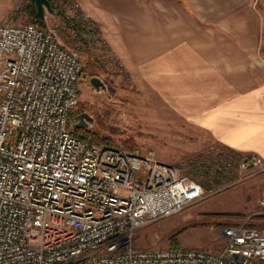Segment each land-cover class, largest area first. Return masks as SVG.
Here are the masks:
<instances>
[{
    "label": "built area",
    "instance_id": "2783aa9c",
    "mask_svg": "<svg viewBox=\"0 0 264 264\" xmlns=\"http://www.w3.org/2000/svg\"><path fill=\"white\" fill-rule=\"evenodd\" d=\"M81 70L54 28L0 22V264H264V229L245 220L218 229L217 250L134 245L204 189L150 150L74 134Z\"/></svg>",
    "mask_w": 264,
    "mask_h": 264
},
{
    "label": "rangeland",
    "instance_id": "374dc122",
    "mask_svg": "<svg viewBox=\"0 0 264 264\" xmlns=\"http://www.w3.org/2000/svg\"><path fill=\"white\" fill-rule=\"evenodd\" d=\"M28 0H0V22L31 20ZM62 11H45V27L54 28L57 40L76 51L82 68L98 64L90 72L81 70L75 109L86 111L87 127L100 143L152 151L166 163L202 182L203 196L180 211L160 216L136 229L134 245L140 248L170 247L176 236L179 246L217 250L223 245L218 233L228 224L264 221V160L251 165L255 155L233 152L206 130L178 115L155 99L148 86L124 68L109 47L108 39L90 11L89 0H51ZM259 9V36L264 40V0H251ZM264 42V41H263ZM264 45H262V51ZM261 51V53H262ZM102 79L96 89L90 77ZM76 121V120H75ZM240 161H249L239 168Z\"/></svg>",
    "mask_w": 264,
    "mask_h": 264
},
{
    "label": "crops",
    "instance_id": "0c3cea01",
    "mask_svg": "<svg viewBox=\"0 0 264 264\" xmlns=\"http://www.w3.org/2000/svg\"><path fill=\"white\" fill-rule=\"evenodd\" d=\"M89 2L110 49L157 101L264 160V40L251 0Z\"/></svg>",
    "mask_w": 264,
    "mask_h": 264
},
{
    "label": "trees",
    "instance_id": "16d2710c",
    "mask_svg": "<svg viewBox=\"0 0 264 264\" xmlns=\"http://www.w3.org/2000/svg\"><path fill=\"white\" fill-rule=\"evenodd\" d=\"M50 3H51V6L54 8L55 10V13L58 14V16H61L63 19H64V16H63V13L62 11L58 10L51 2L50 0ZM27 6L29 8V13H30V17H31V20L32 21H36L38 22L40 25L44 26L45 27V22L42 21L38 16H37V13H36V9H35V6L34 4H32L29 0L27 1ZM97 66L98 67V64L95 60H90L89 63L84 67L82 68V70L84 71H87L90 72V74L92 75V67L91 66ZM81 112L80 110L78 109H75L72 108L70 111H69V121L71 123H73L75 120H77V115L78 113ZM73 132L74 134H76L78 137L82 138V139H85V140H93V139H96L98 136L97 134L94 132V131H90L86 128H83V127H75L73 129ZM98 139V138H97ZM227 147V146H226ZM229 148V147H227ZM230 150H232L233 152H239V151H236L234 149H231L229 148ZM202 183V182H200ZM235 224V223H233ZM228 225H232V224H228ZM246 225L247 226H250V227H254L256 229H264V221L263 222H246ZM169 243H170V248H182L179 246V243H178V240H177V237L176 236H172L169 240Z\"/></svg>",
    "mask_w": 264,
    "mask_h": 264
},
{
    "label": "water",
    "instance_id": "95a60500",
    "mask_svg": "<svg viewBox=\"0 0 264 264\" xmlns=\"http://www.w3.org/2000/svg\"><path fill=\"white\" fill-rule=\"evenodd\" d=\"M32 4H34L37 16L44 21L45 11L55 12L54 8L51 6L50 0H29ZM90 83L96 89H100L105 87L102 79L96 75L90 77ZM92 121V117L86 112L81 111L77 115V120L72 123V126L75 127H87L89 122Z\"/></svg>",
    "mask_w": 264,
    "mask_h": 264
}]
</instances>
